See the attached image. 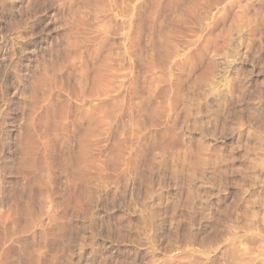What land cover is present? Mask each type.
I'll return each mask as SVG.
<instances>
[{
    "label": "rangeland",
    "instance_id": "obj_1",
    "mask_svg": "<svg viewBox=\"0 0 264 264\" xmlns=\"http://www.w3.org/2000/svg\"><path fill=\"white\" fill-rule=\"evenodd\" d=\"M4 248L264 264V0H0Z\"/></svg>",
    "mask_w": 264,
    "mask_h": 264
},
{
    "label": "bare ground",
    "instance_id": "obj_2",
    "mask_svg": "<svg viewBox=\"0 0 264 264\" xmlns=\"http://www.w3.org/2000/svg\"><path fill=\"white\" fill-rule=\"evenodd\" d=\"M27 149H28V148H27ZM35 149H37V146L33 143L31 147L29 146L28 152H32V151H34ZM24 163L27 164L26 158L24 159V161H22L21 166L24 165ZM8 232H9V231H8ZM13 233H14V232H13ZM16 233H17V232H16ZM18 233H19V232H18ZM18 233H17V234H18ZM6 234H7V233H6ZM8 234H9V233H8ZM10 235H14V234H10ZM14 236H15V235H14ZM5 237H6V236H4V238H5ZM12 237H13V236H11V238H12ZM35 238H36V237H35ZM6 239H7V241H8V238H6ZM10 240H12V239H10ZM24 240H25V239H24ZM32 240H33V239H32ZM29 241H30V240H29ZM16 243H17V242H16ZM17 244H18V243H17ZM2 248H3V247H2ZM4 249H5V248H4ZM4 249H3L2 251L0 250V251H1V254H0V255H2V258H5V259H3V260H5V263H7V262L9 261L10 258H14V256L11 255V254L13 253V252H12L13 250H12V251H9V250L6 251L7 248H6L5 250H4ZM10 250H11V249H10ZM11 252H12V253H11ZM14 252H15V251H14ZM16 252H17V251H16ZM16 252H15L14 255H16ZM25 252H26V251H25ZM35 254H36V253H35ZM33 256H34V255H33ZM33 256H32L33 261H30V262H28V263L32 264L31 262H34L35 264H39V263H40V258H38V257L36 258L35 256H34L35 258H33ZM15 257H16V256H15ZM28 257H29V256H28ZM3 260L1 261L2 263L4 262ZM28 260H29V259H28ZM9 262H11V261H9ZM2 263H1V264H2ZM5 263H4V264H5ZM12 263H13V262H12ZM34 263H33V264H34ZM8 264H11V263H8Z\"/></svg>",
    "mask_w": 264,
    "mask_h": 264
}]
</instances>
